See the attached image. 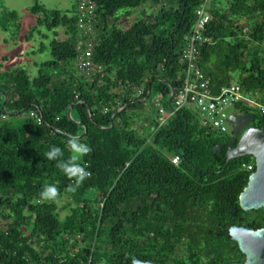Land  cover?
<instances>
[{"label": "trees", "instance_id": "obj_1", "mask_svg": "<svg viewBox=\"0 0 264 264\" xmlns=\"http://www.w3.org/2000/svg\"><path fill=\"white\" fill-rule=\"evenodd\" d=\"M203 1L94 0L99 30L93 54L104 70L88 81L72 64L76 0L63 11L33 0L35 23L25 38L37 32L32 53L48 51L50 58L33 62L36 74L25 66L0 69V264H86L81 260L91 240L93 260L104 264H132L133 254L166 263L179 248L182 264H197L196 236L204 234L212 246V217L216 211L230 215L249 173L243 163L254 159L246 155L225 164L227 147L237 140L200 126L187 107L159 127L146 107L158 95L168 109L169 84L178 88L183 82L179 43ZM148 3L157 9L120 24ZM208 8L212 17L199 66L211 92L233 83L235 71L245 91L264 92V0H209ZM17 19L14 10L2 11L0 29L15 35ZM143 81L146 90L134 97L133 87ZM71 135L91 148L83 158L91 176L75 192L66 191L73 181L45 156L55 145L67 159ZM176 153L180 161L173 164L169 156ZM46 183L58 186L57 200L40 196ZM76 234L86 237L71 255Z\"/></svg>", "mask_w": 264, "mask_h": 264}, {"label": "built area", "instance_id": "obj_2", "mask_svg": "<svg viewBox=\"0 0 264 264\" xmlns=\"http://www.w3.org/2000/svg\"><path fill=\"white\" fill-rule=\"evenodd\" d=\"M208 1L204 0L195 9L193 26L179 43L184 77L181 85L178 88H174L173 96L170 103H168V109L163 105L160 96L156 95L153 98L155 107L153 115L158 120L157 127L182 107H187L195 113L200 126L211 128L218 134L224 135L228 134V127L229 125L231 126L229 122L230 114L226 111V107L229 105L236 107L238 104H242L252 109L253 111L251 112L264 116V102L255 100L253 93L245 91L236 82L222 86L217 94L212 93L210 90V78L199 66L201 46L206 40L203 32L212 17L208 8ZM75 3L77 30L74 44L77 53L72 60V64L78 75L83 76L88 81H92L95 76H99L104 70V64L97 60V55L93 54L99 30L97 27L96 5L94 0H76ZM262 55L264 57V50ZM133 90L134 97H142L146 90L145 81L134 86ZM261 93L264 94V92ZM75 97H77V94H75ZM30 114L36 118L37 122L41 121L38 113L32 111ZM231 135H233V132ZM169 159L173 164H178L180 156L176 153L170 155ZM243 167L251 170L255 167V164L247 162L243 163ZM85 237V234H76L77 245L69 251L71 255L78 252L74 250L77 249L78 244H81ZM94 245V240L89 241L91 251H87L86 259L84 261L81 260V263L104 264L93 260Z\"/></svg>", "mask_w": 264, "mask_h": 264}, {"label": "water", "instance_id": "obj_3", "mask_svg": "<svg viewBox=\"0 0 264 264\" xmlns=\"http://www.w3.org/2000/svg\"><path fill=\"white\" fill-rule=\"evenodd\" d=\"M169 84V83H168ZM170 86V97L174 93V87ZM70 116V106L67 110ZM255 114L246 112L244 114L233 112L229 115L231 130L238 141L234 146L227 148L225 153V164L229 160L241 156L251 155L254 159L255 171L250 175L248 183L239 195V204L244 209L264 206V119L260 126L252 124ZM86 132L84 129L83 133ZM221 145L214 146V151L218 153ZM231 232L243 231L244 236L233 234L240 250L245 254L244 262L232 264H264V227L258 230H252L246 227H230ZM132 264H155L149 261H143L136 254L131 257Z\"/></svg>", "mask_w": 264, "mask_h": 264}, {"label": "rangeland", "instance_id": "obj_4", "mask_svg": "<svg viewBox=\"0 0 264 264\" xmlns=\"http://www.w3.org/2000/svg\"><path fill=\"white\" fill-rule=\"evenodd\" d=\"M38 1L48 9H59L62 11L69 9L72 3L74 2V0H38ZM224 3L225 1L224 2L219 1V4L224 5ZM32 4H33V0H0V14L2 11L7 9L14 10L17 13L18 16L17 21L19 22L20 25V28L18 32L15 33V35L14 33H11V31L5 32L0 29V63L3 64L0 67V69L25 66L27 69L30 70L31 74H36V68L33 66V62H42L50 58V54L48 51L32 53L33 48L38 46L40 40V37L36 35L37 32L35 33L33 38L31 39L25 38L29 29L35 23V16L30 12L29 9ZM147 7H153V11L157 9V7H155L153 4L148 3V5L146 4L143 7L132 10L131 15L121 18L120 24L122 25L131 24L137 18L142 17V13H145L148 10ZM121 13L122 11H120L118 14ZM59 32H60L59 37H62L63 36L62 31L60 30ZM3 55L8 56V59L6 61L1 60V57ZM238 75H239L238 71H235L233 73L234 82H236ZM253 98L257 101L264 102L263 101L264 94L262 93L253 94ZM146 107L148 110H150L151 113L155 112V107L153 104L151 106L150 99L146 101ZM245 108L253 111L252 109L242 104H238L236 107L233 105H229L226 107V111L229 114L233 112L241 113V110ZM228 134H232L230 125L228 127ZM63 201L64 200H61L59 202L60 215L62 217L67 212V210L63 208ZM196 247L197 249H200L202 247V243H198Z\"/></svg>", "mask_w": 264, "mask_h": 264}, {"label": "flooded vegetation", "instance_id": "obj_5", "mask_svg": "<svg viewBox=\"0 0 264 264\" xmlns=\"http://www.w3.org/2000/svg\"><path fill=\"white\" fill-rule=\"evenodd\" d=\"M244 113H246L244 109L241 110V114ZM259 116L260 115L255 114L254 121L252 122V124L257 125L256 120ZM232 140L238 141V137L233 136ZM235 144H231L228 147L234 146ZM223 171L226 173H230V172H235L236 170L226 169ZM248 171L249 173L247 175L246 182L241 188L239 195L247 185L250 175L255 171V167ZM229 211H230L229 216L221 217L218 211H216L215 215H213L212 217V222L210 225L212 246H208L207 244H205V240H203L205 237L204 234L200 233L196 236L199 239V241L202 243V247L200 249H196L197 264H232V263H241L245 261L246 258L245 254L240 250L237 241L233 237V234H240L244 236V232L243 231L231 232L230 227L236 225L237 227H246L252 229L253 231L263 228L264 206L244 209L240 206L239 199H237L236 205L230 206ZM150 250L154 251V247L153 249L152 247H150ZM173 251H174L173 256L175 257V259L174 257H171L173 259L169 261V259L167 258L166 263H162L161 262L162 259H158V260L152 259V260H143V261H149L155 264H176V261H178V264H182V254H183L182 248Z\"/></svg>", "mask_w": 264, "mask_h": 264}, {"label": "clouds", "instance_id": "obj_6", "mask_svg": "<svg viewBox=\"0 0 264 264\" xmlns=\"http://www.w3.org/2000/svg\"><path fill=\"white\" fill-rule=\"evenodd\" d=\"M66 143L71 151V155L67 159L63 158L64 152L62 149L55 145L50 146L45 156L49 161H55V166L73 181L66 191L75 192L91 176V173L87 170V165L83 161V158L90 154L91 148L75 135L69 136ZM40 196L45 200L55 201L60 196V190L56 184L46 183L42 187Z\"/></svg>", "mask_w": 264, "mask_h": 264}, {"label": "crops", "instance_id": "obj_7", "mask_svg": "<svg viewBox=\"0 0 264 264\" xmlns=\"http://www.w3.org/2000/svg\"><path fill=\"white\" fill-rule=\"evenodd\" d=\"M147 5H148V4H147ZM142 7H143V6H142ZM139 8H140V7H139ZM136 9H138V8H136ZM147 9H148V10H147L145 13H150V12L153 11V7H147ZM134 10H135V9H134ZM140 10H141V9H140ZM120 23H121V20H120ZM36 35H37V34H36ZM38 36H39V35H38ZM33 37H34V36H33ZM33 37H32V38H33ZM39 37H40V36H39ZM39 37H38V38H39ZM37 47H38V46H37ZM37 47H35V48H33V49H36Z\"/></svg>", "mask_w": 264, "mask_h": 264}]
</instances>
